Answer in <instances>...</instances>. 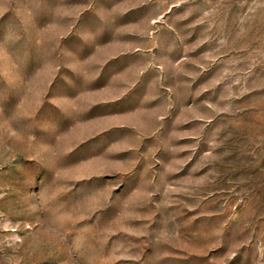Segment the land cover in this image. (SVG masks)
<instances>
[{
	"label": "rangeland",
	"instance_id": "374dc122",
	"mask_svg": "<svg viewBox=\"0 0 264 264\" xmlns=\"http://www.w3.org/2000/svg\"><path fill=\"white\" fill-rule=\"evenodd\" d=\"M0 264H264V0H0Z\"/></svg>",
	"mask_w": 264,
	"mask_h": 264
}]
</instances>
